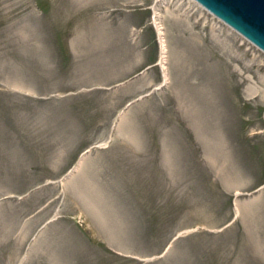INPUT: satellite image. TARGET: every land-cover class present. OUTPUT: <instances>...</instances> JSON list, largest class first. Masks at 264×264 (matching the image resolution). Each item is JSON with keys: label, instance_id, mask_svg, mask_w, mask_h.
Masks as SVG:
<instances>
[{"label": "rangeland", "instance_id": "rangeland-1", "mask_svg": "<svg viewBox=\"0 0 264 264\" xmlns=\"http://www.w3.org/2000/svg\"><path fill=\"white\" fill-rule=\"evenodd\" d=\"M196 4L0 0V264H264V53Z\"/></svg>", "mask_w": 264, "mask_h": 264}, {"label": "water", "instance_id": "water-1", "mask_svg": "<svg viewBox=\"0 0 264 264\" xmlns=\"http://www.w3.org/2000/svg\"><path fill=\"white\" fill-rule=\"evenodd\" d=\"M264 53V0H193Z\"/></svg>", "mask_w": 264, "mask_h": 264}, {"label": "bare ground", "instance_id": "bare-ground-1", "mask_svg": "<svg viewBox=\"0 0 264 264\" xmlns=\"http://www.w3.org/2000/svg\"><path fill=\"white\" fill-rule=\"evenodd\" d=\"M189 1V0H188ZM197 5V4H196ZM155 7H157V6H155ZM157 13V12H156ZM159 17V16H158ZM156 22V21H155ZM157 23V22H156ZM159 23V22H158ZM158 26H159V24H158ZM162 31V30H161ZM165 45V44H164ZM163 48L165 49V47L163 46ZM164 49H163V51H164ZM79 168V167H78Z\"/></svg>", "mask_w": 264, "mask_h": 264}]
</instances>
